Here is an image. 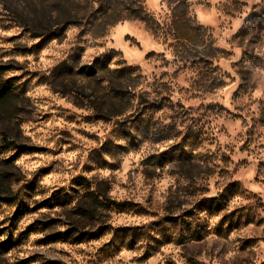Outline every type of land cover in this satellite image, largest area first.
Returning a JSON list of instances; mask_svg holds the SVG:
<instances>
[{"label": "rangeland", "instance_id": "rangeland-1", "mask_svg": "<svg viewBox=\"0 0 264 264\" xmlns=\"http://www.w3.org/2000/svg\"><path fill=\"white\" fill-rule=\"evenodd\" d=\"M177 3L0 0V264H264V0Z\"/></svg>", "mask_w": 264, "mask_h": 264}, {"label": "trees", "instance_id": "trees-1", "mask_svg": "<svg viewBox=\"0 0 264 264\" xmlns=\"http://www.w3.org/2000/svg\"><path fill=\"white\" fill-rule=\"evenodd\" d=\"M75 1V0H73ZM177 1L178 3H181V0H175ZM177 3V5H178ZM129 12V14L127 15V17H123V18H131L132 16L136 15L137 17L141 18L142 20H144L148 25H150V19H149V14L145 13L146 11L145 10H131L130 8H128L127 10ZM90 15V14H88ZM122 17L120 16H117L116 19L114 20V22H112L111 24H114L116 23L117 21H120L123 19ZM153 26L150 25V28H152ZM179 31V30H178ZM176 35L177 37H183L185 36L184 34H182L181 32H176ZM83 69H85L86 73L88 75H95L97 73V70L96 68L92 67V66H84ZM130 69H135V68H132L130 67ZM11 88L7 85H4V84H0V99H3V98H6L8 97L9 93H10V90ZM9 242L10 241H2L0 242V247L2 245H4L5 247H7L9 245Z\"/></svg>", "mask_w": 264, "mask_h": 264}]
</instances>
